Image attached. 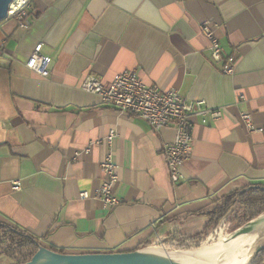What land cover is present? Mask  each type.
<instances>
[{"label":"crops","instance_id":"obj_1","mask_svg":"<svg viewBox=\"0 0 264 264\" xmlns=\"http://www.w3.org/2000/svg\"><path fill=\"white\" fill-rule=\"evenodd\" d=\"M28 12V28L0 22V224L66 253L149 249L201 233L227 194L264 183V0H32ZM206 21L237 59L232 74L212 58ZM39 43L47 77L26 65ZM124 70L223 109L195 118L178 182L164 152L174 125L155 130L81 88L90 74L108 83ZM111 129L121 202L108 210L95 193Z\"/></svg>","mask_w":264,"mask_h":264},{"label":"built area","instance_id":"obj_2","mask_svg":"<svg viewBox=\"0 0 264 264\" xmlns=\"http://www.w3.org/2000/svg\"><path fill=\"white\" fill-rule=\"evenodd\" d=\"M31 1L14 0L10 4L8 16L16 18L21 28L29 27L27 17ZM13 4L15 5L13 6ZM202 32L211 42L210 51L212 58L216 62H224L223 72L232 74L235 70L237 59L234 54L225 58L223 47L219 38L215 35V30L210 21L203 23ZM41 49L42 43H39L26 65L31 70L47 77L50 73L48 66L52 59L44 55ZM81 88L86 92L98 95L105 104L145 119L155 130H160L169 125L175 126L177 132L175 141L166 144L164 149L170 177L174 182H178L183 178L182 168L184 162L192 153L196 127L195 118L206 124L208 117L216 120L223 115L221 107H210L204 100L187 99L176 89H163L158 84H146L139 77L137 71L134 70L121 71L108 83H103L96 75L90 74L83 81ZM242 119L248 130H262V128L255 126L250 113H242ZM117 135V131L111 129L104 140L108 146V150L101 162L104 179L95 193V197L108 210L113 209L121 202L120 197L114 193V187L118 181V165L111 148L114 137ZM21 186V181H14L13 188L15 190H19ZM80 196L86 199L90 197V194L87 191H83Z\"/></svg>","mask_w":264,"mask_h":264},{"label":"trees","instance_id":"obj_3","mask_svg":"<svg viewBox=\"0 0 264 264\" xmlns=\"http://www.w3.org/2000/svg\"><path fill=\"white\" fill-rule=\"evenodd\" d=\"M262 187H264V183L261 182L248 183L242 188L233 190L225 196V200L215 209L206 212L209 219L201 233L197 235L173 233L168 235L164 245L175 251L194 250L199 248L211 230L222 221L231 224L230 228L234 229L257 218L264 213V189ZM38 243H40L38 238L9 225L0 224V256L12 259L15 264L27 262L38 250ZM256 257L258 260L252 264H263L264 248L257 253Z\"/></svg>","mask_w":264,"mask_h":264},{"label":"water","instance_id":"obj_4","mask_svg":"<svg viewBox=\"0 0 264 264\" xmlns=\"http://www.w3.org/2000/svg\"><path fill=\"white\" fill-rule=\"evenodd\" d=\"M14 0H0V22L7 16L10 4ZM264 189V187H262ZM252 221V220H251ZM246 223L244 226L249 224ZM243 227V226H242ZM241 228V227H240ZM264 246L258 247L256 254ZM253 263V262H252ZM251 262L249 264H252ZM22 264H185L165 255L151 252L149 249L115 252H58L38 243V250ZM264 264V262H263Z\"/></svg>","mask_w":264,"mask_h":264},{"label":"bare ground","instance_id":"obj_5","mask_svg":"<svg viewBox=\"0 0 264 264\" xmlns=\"http://www.w3.org/2000/svg\"><path fill=\"white\" fill-rule=\"evenodd\" d=\"M263 231L264 213L236 230L235 232H238L236 234L222 236L218 241L206 242L203 247L195 251L176 253L174 257L185 264H248L250 257L248 247L253 240H264V237H261ZM256 250L253 251V257ZM214 251L217 252L213 253Z\"/></svg>","mask_w":264,"mask_h":264},{"label":"rangeland","instance_id":"obj_6","mask_svg":"<svg viewBox=\"0 0 264 264\" xmlns=\"http://www.w3.org/2000/svg\"><path fill=\"white\" fill-rule=\"evenodd\" d=\"M244 226V225H242ZM241 226V227H242ZM240 228V227H239ZM239 228H230V226L225 222L224 224L220 223L218 226L214 227L210 234L208 235V237L206 238V240L204 242H202V246L206 243V242H214V241H218L222 236H226V235H232V234H236L238 232H235L236 230H238ZM234 232V233H233ZM252 232V231H250ZM249 234V233H248ZM261 237H264V231H263V235ZM262 241V242H261ZM164 242L165 241H162L160 243V245L156 246V247H152V248H155V249H152V248H149V249H152V250H159L161 255H165L167 257H170L172 259H175L174 257V254L176 253H179V252H184V251H195V250H198L200 249L201 247L199 246V248L197 247V249H194V250H182V251H175L174 249H170L167 247V245H164ZM260 242V243H259ZM261 246H264V240H253L251 242V244L249 245L248 247V252L250 254V257L248 259V264L251 262H254L256 260H258L256 257L257 254L255 253L254 257H253V251L256 250L258 247H261ZM217 252V251H216ZM215 251L213 253H216ZM177 260V259H175ZM0 264H15V261H13L12 259L6 257V256H1L0 257Z\"/></svg>","mask_w":264,"mask_h":264}]
</instances>
